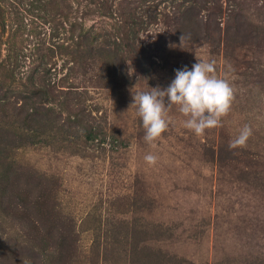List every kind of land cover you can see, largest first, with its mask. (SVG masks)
I'll list each match as a JSON object with an SVG mask.
<instances>
[{
  "label": "rangeland",
  "instance_id": "374dc122",
  "mask_svg": "<svg viewBox=\"0 0 264 264\" xmlns=\"http://www.w3.org/2000/svg\"><path fill=\"white\" fill-rule=\"evenodd\" d=\"M5 1V29L18 27L22 50L21 67L3 80L0 118L32 89L26 76L37 64L57 87L44 113L53 126L37 137L15 127L30 140L0 153V264L21 262L11 258L29 230L16 210L35 193H23L27 180L40 181L73 241L62 258L52 242H31L36 264H150L156 252L161 262L171 257L164 264H264V0ZM82 27L101 44L79 46ZM37 41L56 52L41 61ZM197 59L214 60L234 84L230 113L198 136L173 105L169 129L146 142L133 95L168 87ZM245 124L247 146L230 150ZM94 129L100 134L87 137ZM150 153L155 165L144 159Z\"/></svg>",
  "mask_w": 264,
  "mask_h": 264
},
{
  "label": "trees",
  "instance_id": "16d2710c",
  "mask_svg": "<svg viewBox=\"0 0 264 264\" xmlns=\"http://www.w3.org/2000/svg\"><path fill=\"white\" fill-rule=\"evenodd\" d=\"M6 2L5 0H0V46L2 42V37L7 33V30L5 29V14L2 3ZM10 2V0H8ZM44 2V1H43ZM45 2H48L45 0ZM194 7L192 6L190 10H192ZM48 13L47 11H44ZM45 20H47L46 15L42 16ZM17 18V17H15ZM196 24L198 21H194ZM185 28L189 29L187 24L184 25ZM241 24V23H240ZM239 24V27H237V32L240 31V28L242 29V26ZM17 28L12 29L11 31L7 33V40L5 42V49L4 51L0 47V99H6L4 91L2 90V84L3 80L7 77L13 76L15 70L17 68L21 67V50L22 46L19 47V44L21 45L22 41L19 40L17 37ZM192 31V27H191ZM90 29H85L84 27L81 28L80 33H78L77 40L78 45L83 46L85 49L88 50V46H90L91 49H93L95 46L101 44L98 39L93 36L92 38H89L91 35ZM73 36V35H72ZM73 38V37H72ZM124 40V37L121 38ZM97 44V45H96ZM121 45V44H117ZM102 46V45H100ZM102 51H109V48L104 47L101 49V47H98ZM33 49L35 50L36 57L39 58V55H41V61L43 60L44 55H51L54 52V48L52 46L46 47L43 41H37L36 44H34ZM129 49V48H128ZM47 51V54L44 51ZM131 50V49H130ZM20 51V53H19ZM43 63V62H41ZM41 64H37L35 66L34 71L29 72V74L26 76L28 77L29 81L32 82L34 85H32V89L30 91L24 90L20 91L16 97L19 98V100H14L12 102L14 111L11 114L3 115L2 118H0V153L3 151L6 152L7 148L12 145L13 140H30L27 139V134L24 135H16L15 136V127L24 129L23 132L27 133L29 131L35 132L34 137H37L40 133V136L46 132V127L53 126V121H50V117H45L44 113L45 111H49L46 107V102H48V95L49 93L54 92V88L57 87L56 83H53L51 81V77L48 75L49 70L47 67L44 69L42 66L40 68ZM35 74H39L38 77H35ZM16 74V73H15ZM47 79V80H45ZM5 97V98H4ZM20 101V102H19ZM84 112V107L79 106V113ZM7 114V112H6ZM89 114V113H88ZM5 117H8V119H5ZM12 121V122H11ZM57 115L55 119V123H57ZM56 126V125H55ZM96 134H100L96 129H94L90 134L87 135V137L94 138ZM100 139L105 140V133L101 132ZM28 137V136H27ZM61 140H67V137H63V135L60 138ZM21 141V142H23ZM0 160H5L0 155ZM31 183L27 180L26 187L21 189L23 190V193H26V190L28 186H31V191L34 193L33 198L27 199L20 196L18 200L19 206L17 207V211L20 214L21 218H27L29 221V227L28 232L23 230V234L20 235L23 236L24 240L20 243L21 247H18L17 249H14L12 252V260H19L21 261L20 264H36V251L34 250V244H36V240H42L47 245L51 243V245H54L55 250L58 253V257L62 258L64 256L65 248L66 246H70L72 244L71 238L68 237V234L66 233V225L64 224L65 219H63L61 216L53 215L49 203V198L46 190L41 186L40 181L36 183V185L32 186ZM17 201H15L14 206L16 208ZM51 224H48V223ZM48 226H45L47 225ZM69 225V224H68ZM35 233V235H33ZM34 237H33V236ZM41 236V239H38V237ZM114 239H115V233H114ZM32 242V243H31ZM41 242V243H42ZM31 243V245H30ZM6 246V245H5ZM0 246V252L5 251V249L1 250ZM148 249V253H150L152 250L148 246H146ZM150 249V250H149ZM109 250L105 248V251ZM2 255V253H1ZM160 258H164L165 255L160 254L159 252L154 253L153 255L150 254V258L147 261L148 263H161L164 264L169 261H171V257H168L167 260H163L162 262L159 260ZM10 259L8 255H6V260ZM11 264L13 262H10ZM145 264V263H143Z\"/></svg>",
  "mask_w": 264,
  "mask_h": 264
},
{
  "label": "clouds",
  "instance_id": "9594fccd",
  "mask_svg": "<svg viewBox=\"0 0 264 264\" xmlns=\"http://www.w3.org/2000/svg\"><path fill=\"white\" fill-rule=\"evenodd\" d=\"M185 37L180 36L183 43ZM150 91L137 92L133 95L136 114L141 118L145 129L144 139L153 143L169 129L172 123L169 112L173 105L187 119L183 126L196 135H203L205 130L222 126L236 99L235 86L227 75L217 74L214 60H198L191 67L175 70V78L166 88L160 86L150 88ZM253 135V129L245 124L238 136L229 142V149L243 148ZM149 165H155L159 157L148 154L144 157Z\"/></svg>",
  "mask_w": 264,
  "mask_h": 264
}]
</instances>
